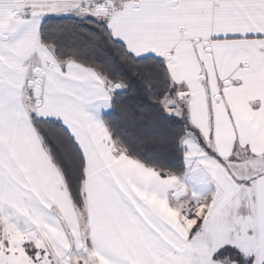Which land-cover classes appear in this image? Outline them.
I'll return each mask as SVG.
<instances>
[{
	"label": "snow or ice",
	"instance_id": "1",
	"mask_svg": "<svg viewBox=\"0 0 264 264\" xmlns=\"http://www.w3.org/2000/svg\"><path fill=\"white\" fill-rule=\"evenodd\" d=\"M0 264H264V0H0Z\"/></svg>",
	"mask_w": 264,
	"mask_h": 264
}]
</instances>
